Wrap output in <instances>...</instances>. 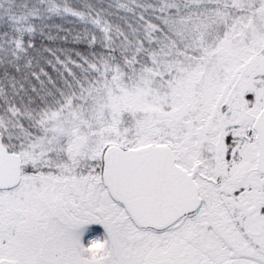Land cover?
<instances>
[{
	"label": "snow or ice",
	"instance_id": "obj_1",
	"mask_svg": "<svg viewBox=\"0 0 264 264\" xmlns=\"http://www.w3.org/2000/svg\"><path fill=\"white\" fill-rule=\"evenodd\" d=\"M0 264H264V0H0Z\"/></svg>",
	"mask_w": 264,
	"mask_h": 264
},
{
	"label": "flooded vegetation",
	"instance_id": "obj_2",
	"mask_svg": "<svg viewBox=\"0 0 264 264\" xmlns=\"http://www.w3.org/2000/svg\"><path fill=\"white\" fill-rule=\"evenodd\" d=\"M90 228H91V235L92 234H94V232L96 233V234H98V236H99V234L102 236L104 233V231H103V229H101L100 228V225H92V226H90ZM94 237V236H93ZM92 237V238H93ZM89 238H91V236L89 237ZM85 243H87V238H85V241H84Z\"/></svg>",
	"mask_w": 264,
	"mask_h": 264
},
{
	"label": "trees",
	"instance_id": "obj_3",
	"mask_svg": "<svg viewBox=\"0 0 264 264\" xmlns=\"http://www.w3.org/2000/svg\"><path fill=\"white\" fill-rule=\"evenodd\" d=\"M93 236H94V237H97L98 234H96V233L94 232V234L91 235V238H92ZM99 236H101V235L99 234Z\"/></svg>",
	"mask_w": 264,
	"mask_h": 264
},
{
	"label": "rangeland",
	"instance_id": "obj_4",
	"mask_svg": "<svg viewBox=\"0 0 264 264\" xmlns=\"http://www.w3.org/2000/svg\"><path fill=\"white\" fill-rule=\"evenodd\" d=\"M100 228H101V229H103V227H102V226H100ZM103 231H104V229H103ZM103 233H104V232H103Z\"/></svg>",
	"mask_w": 264,
	"mask_h": 264
}]
</instances>
